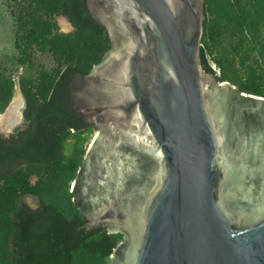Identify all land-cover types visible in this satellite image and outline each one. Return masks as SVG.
I'll use <instances>...</instances> for the list:
<instances>
[{
    "label": "water",
    "instance_id": "95a60500",
    "mask_svg": "<svg viewBox=\"0 0 264 264\" xmlns=\"http://www.w3.org/2000/svg\"><path fill=\"white\" fill-rule=\"evenodd\" d=\"M86 5L111 48L68 87L99 128L71 187L83 226L123 235L113 264H264V96L202 68L204 0Z\"/></svg>",
    "mask_w": 264,
    "mask_h": 264
},
{
    "label": "trees",
    "instance_id": "16d2710c",
    "mask_svg": "<svg viewBox=\"0 0 264 264\" xmlns=\"http://www.w3.org/2000/svg\"><path fill=\"white\" fill-rule=\"evenodd\" d=\"M36 9L40 13L22 23L27 27L24 50L34 45L48 49L56 67L31 80L20 79L24 125L8 135L0 132V181L7 186L0 190V264H80V254L108 257L122 234L109 232L106 225L83 226L85 219L72 192V201L41 195L31 206L6 189L18 187V172L24 167L59 164L64 139L86 124L71 106L69 82L75 72L87 73L100 61L105 51L101 45L109 39L91 17L86 0H37ZM54 14L65 17L73 33H58ZM200 63L217 81L264 96V0H204ZM12 94L13 81L0 73V112ZM74 147L80 156L82 149ZM79 161L77 157L69 161L71 173ZM24 178L28 181V176Z\"/></svg>",
    "mask_w": 264,
    "mask_h": 264
},
{
    "label": "rangeland",
    "instance_id": "374dc122",
    "mask_svg": "<svg viewBox=\"0 0 264 264\" xmlns=\"http://www.w3.org/2000/svg\"><path fill=\"white\" fill-rule=\"evenodd\" d=\"M36 6L37 0H0V73L7 78L10 77L13 81L11 100L6 108L0 112V130H7L9 105L13 104L15 97H18V95L23 99L21 108L22 122L13 125L11 132L24 125L23 111L26 102L19 86L20 79L25 78L31 80L32 78L38 77L41 73L47 74L51 72L56 67L55 57L48 49L44 50L37 45L30 46L31 49H26L29 52V58L27 57V51L24 50L26 40L24 30H27V27L25 28L22 23L25 19L31 22L34 17L33 13L37 15L40 13L37 9L35 10ZM51 19L55 23L58 33H73L72 26L63 16L54 14ZM85 37L89 43L95 42L90 35L86 34ZM96 41L98 42L97 39ZM98 43L99 45L102 44L101 41ZM101 46H104V55L111 48V43L108 41L107 44ZM211 64L216 67L213 62ZM1 117L3 118L1 119ZM3 121H6V123ZM95 133L96 129L94 128H89L79 133L71 132L64 139L63 155L59 164L56 166H35L20 169L18 172V187L6 189V192L8 194H14L15 196L21 195V198L31 206H35L37 198L41 195H45V198L52 197L64 201L66 199L71 200L72 182L78 168L75 173H71V170L68 169L71 165L69 161L76 157L80 161L83 160L85 152L93 140ZM76 144L82 149L80 156L76 155L77 152L74 147ZM24 175L28 176V181L26 182L24 181ZM5 188L7 186L3 185V180L0 181V190L4 192ZM67 205L70 206V204ZM123 238V235H121L119 243ZM77 262L80 264H113L111 254L106 258L80 254L77 256Z\"/></svg>",
    "mask_w": 264,
    "mask_h": 264
},
{
    "label": "bare ground",
    "instance_id": "6f19581e",
    "mask_svg": "<svg viewBox=\"0 0 264 264\" xmlns=\"http://www.w3.org/2000/svg\"><path fill=\"white\" fill-rule=\"evenodd\" d=\"M23 105V99L20 95L15 97L13 104L9 105V115L7 117V130L13 128V125L19 124L22 122L21 108ZM3 118V117H1ZM6 123V121H3Z\"/></svg>",
    "mask_w": 264,
    "mask_h": 264
},
{
    "label": "flooded vegetation",
    "instance_id": "af4514ba",
    "mask_svg": "<svg viewBox=\"0 0 264 264\" xmlns=\"http://www.w3.org/2000/svg\"><path fill=\"white\" fill-rule=\"evenodd\" d=\"M65 18V17H64ZM66 19V18H65ZM67 20V19H66ZM71 25V24H70ZM72 26V25H71ZM72 28H73V26H72ZM69 87V86H68ZM71 106H72V103H71ZM76 112V111H75ZM77 113V112H76ZM78 114V113H77ZM78 116L80 117V118H82L79 114H78ZM85 122H86V124L79 130V131H74V130H71V132H75V133H79V132H83V131H85V130H87V129H89V128H94V129H96V133H97V131L99 130V128L97 127V126H95V125H93V124H91V123H88L84 118H82ZM96 133H95V135H96ZM95 135H94V137H95ZM93 137V138H94ZM91 143V142H90ZM82 165V162H81V164H80V166ZM80 166H79V168H80ZM78 168V169H79ZM78 171V170H77Z\"/></svg>",
    "mask_w": 264,
    "mask_h": 264
}]
</instances>
